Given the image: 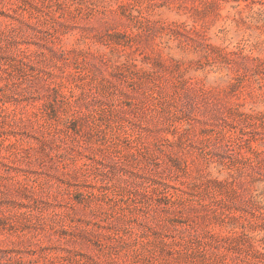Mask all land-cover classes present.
Instances as JSON below:
<instances>
[{
	"label": "rangeland",
	"instance_id": "rangeland-1",
	"mask_svg": "<svg viewBox=\"0 0 264 264\" xmlns=\"http://www.w3.org/2000/svg\"><path fill=\"white\" fill-rule=\"evenodd\" d=\"M0 264H264V0H0Z\"/></svg>",
	"mask_w": 264,
	"mask_h": 264
}]
</instances>
